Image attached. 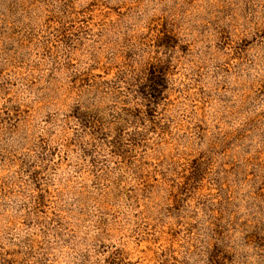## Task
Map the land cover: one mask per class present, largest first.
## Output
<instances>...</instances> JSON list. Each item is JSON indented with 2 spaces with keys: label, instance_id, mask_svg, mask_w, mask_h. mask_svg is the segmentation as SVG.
<instances>
[{
  "label": "rangeland",
  "instance_id": "rangeland-1",
  "mask_svg": "<svg viewBox=\"0 0 264 264\" xmlns=\"http://www.w3.org/2000/svg\"><path fill=\"white\" fill-rule=\"evenodd\" d=\"M0 264H264V0H0Z\"/></svg>",
  "mask_w": 264,
  "mask_h": 264
}]
</instances>
